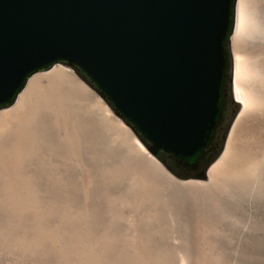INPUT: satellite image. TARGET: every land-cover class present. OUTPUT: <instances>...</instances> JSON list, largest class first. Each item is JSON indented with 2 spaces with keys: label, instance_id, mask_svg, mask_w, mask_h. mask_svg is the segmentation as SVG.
I'll list each match as a JSON object with an SVG mask.
<instances>
[{
  "label": "rangeland",
  "instance_id": "374dc122",
  "mask_svg": "<svg viewBox=\"0 0 264 264\" xmlns=\"http://www.w3.org/2000/svg\"><path fill=\"white\" fill-rule=\"evenodd\" d=\"M245 6L260 16L264 62V0ZM262 71L245 83L264 92ZM58 81L38 83L0 133L3 260L81 264V252L94 251L101 264H264L263 123L241 129L211 185L182 188L127 126L149 158L86 111L71 76Z\"/></svg>",
  "mask_w": 264,
  "mask_h": 264
},
{
  "label": "water",
  "instance_id": "95a60500",
  "mask_svg": "<svg viewBox=\"0 0 264 264\" xmlns=\"http://www.w3.org/2000/svg\"><path fill=\"white\" fill-rule=\"evenodd\" d=\"M235 2L0 0V109L32 74L66 65L170 174L203 179L240 106Z\"/></svg>",
  "mask_w": 264,
  "mask_h": 264
},
{
  "label": "bare ground",
  "instance_id": "6f19581e",
  "mask_svg": "<svg viewBox=\"0 0 264 264\" xmlns=\"http://www.w3.org/2000/svg\"><path fill=\"white\" fill-rule=\"evenodd\" d=\"M245 4H246V0H236L235 2L234 23L229 40V47H230L232 68H233V78H232L233 95L235 99L239 101V104L242 106V108L240 110L241 106H239V110L237 111L231 122V125L225 136L223 147L220 153L218 154L216 159L208 166V168L204 173V178L206 179V182H199V181H188L185 183L179 182L177 181L178 179L175 180L174 178L170 177L165 172L164 170L165 168H162L161 166H159V164L157 165L159 170H161L166 177L176 182L182 188L200 187L202 189V187L204 188L208 185H211V183L217 177L223 165L226 162H228V159L230 158L233 149L236 148L235 142L238 138L240 131H242L241 129L243 127L255 129L254 126H257L259 124L261 125L262 123H263L262 125L264 126V102L262 100L264 97V92L253 84L250 85V83L248 84L245 83V80L247 79V76L250 73L256 75V73H261V71L264 70V68H262V65L264 66L263 64L264 62H261L263 60H261V58L258 57L260 40L263 39L261 35H259L258 33L259 30H257L261 22H260V16L256 12V10L252 7L249 8L250 6L247 7L248 5L245 6ZM241 42L244 44V47L243 46L239 47V44ZM41 72H45V73L41 74ZM41 72L34 73L30 77H28L24 87L17 94L13 102L9 106L3 108V109L9 108L14 104V106L11 107V109L5 111H1L3 109H0L1 111L0 133H4L2 131L5 130L6 128V124H5L6 119H8L9 117L13 118L15 115H17V113L20 114V111H22L25 103L28 100V97H30L31 92L34 91L33 89L38 83L43 81H47V82L48 81L55 82V80L60 81V79L64 78L65 75H69L73 79V84H74L73 86L76 89H78L80 93H82V96L84 95L83 96L84 101L86 100V104L84 103L86 111L95 114L99 118L101 123L105 122L106 125L111 126V128L116 129V131L122 133V135L120 136L121 140L124 141V143L126 141V143L130 147H132V150H134V152H136L141 156L149 158V155L147 154V152H145V149L138 143V141L133 136L134 134L132 135V133H130L128 129H126L125 127H123V125H121V123L122 124L124 123L115 114H113V112L109 108H107L108 106L95 92L88 89V87L82 84L76 77H74L71 73H69L68 71H66L61 67L53 65ZM187 180H192V179H185L181 181H187ZM102 253L94 252V251L87 253L85 251H82L81 264H84L82 263L84 261H90V260L95 261L97 264H101L104 261V256L102 255ZM0 264H11V262H9L8 260L7 261L3 260L0 257Z\"/></svg>",
  "mask_w": 264,
  "mask_h": 264
},
{
  "label": "flooded vegetation",
  "instance_id": "af4514ba",
  "mask_svg": "<svg viewBox=\"0 0 264 264\" xmlns=\"http://www.w3.org/2000/svg\"><path fill=\"white\" fill-rule=\"evenodd\" d=\"M166 159H168V158H166ZM166 161H167L168 164H170V165L172 164V161L171 160L168 159Z\"/></svg>",
  "mask_w": 264,
  "mask_h": 264
},
{
  "label": "trees",
  "instance_id": "16d2710c",
  "mask_svg": "<svg viewBox=\"0 0 264 264\" xmlns=\"http://www.w3.org/2000/svg\"><path fill=\"white\" fill-rule=\"evenodd\" d=\"M166 160H168V159H166Z\"/></svg>",
  "mask_w": 264,
  "mask_h": 264
}]
</instances>
